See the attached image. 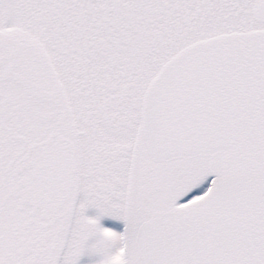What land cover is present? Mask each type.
<instances>
[{
    "label": "snow or ice",
    "instance_id": "obj_1",
    "mask_svg": "<svg viewBox=\"0 0 264 264\" xmlns=\"http://www.w3.org/2000/svg\"><path fill=\"white\" fill-rule=\"evenodd\" d=\"M0 264H264V0H0Z\"/></svg>",
    "mask_w": 264,
    "mask_h": 264
},
{
    "label": "rangeland",
    "instance_id": "obj_2",
    "mask_svg": "<svg viewBox=\"0 0 264 264\" xmlns=\"http://www.w3.org/2000/svg\"><path fill=\"white\" fill-rule=\"evenodd\" d=\"M103 223H104L106 226H116V227H118L120 222H116V221H113V220H111V219H105V220L103 221Z\"/></svg>",
    "mask_w": 264,
    "mask_h": 264
},
{
    "label": "flooded vegetation",
    "instance_id": "obj_3",
    "mask_svg": "<svg viewBox=\"0 0 264 264\" xmlns=\"http://www.w3.org/2000/svg\"><path fill=\"white\" fill-rule=\"evenodd\" d=\"M118 228H119V230H122V228H123V223L122 222L119 223Z\"/></svg>",
    "mask_w": 264,
    "mask_h": 264
}]
</instances>
